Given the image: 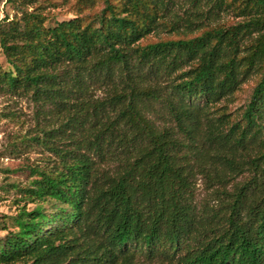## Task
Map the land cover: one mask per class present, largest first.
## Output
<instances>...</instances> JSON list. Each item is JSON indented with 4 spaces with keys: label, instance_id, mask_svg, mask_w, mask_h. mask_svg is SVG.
I'll return each mask as SVG.
<instances>
[{
    "label": "trees",
    "instance_id": "trees-1",
    "mask_svg": "<svg viewBox=\"0 0 264 264\" xmlns=\"http://www.w3.org/2000/svg\"><path fill=\"white\" fill-rule=\"evenodd\" d=\"M188 2L102 0L48 24L18 1L0 20V89L56 121L0 264H264V0ZM160 32L183 36L143 43Z\"/></svg>",
    "mask_w": 264,
    "mask_h": 264
},
{
    "label": "rangeland",
    "instance_id": "rangeland-1",
    "mask_svg": "<svg viewBox=\"0 0 264 264\" xmlns=\"http://www.w3.org/2000/svg\"><path fill=\"white\" fill-rule=\"evenodd\" d=\"M18 1L27 10L36 9L48 15V24H52L54 19L90 16L102 7V0H0V20L4 17L11 19L19 14ZM178 1L182 3V8L176 7L180 14L185 7L190 8L188 0ZM238 20L233 13L225 12L219 22L231 24ZM182 36L181 33L160 32L158 35H149L143 43ZM0 62L6 66L1 54ZM257 78V75H252L241 84L228 104L229 111L238 113L241 110ZM49 110L47 104L37 103L29 93H12L0 89V236L6 232L3 226L11 227V217L16 212L23 207L31 209L37 204L24 196L22 190L31 179L30 169H48L54 162V155L34 139L42 127L56 123L55 115H49ZM209 192L199 178L195 191L198 206L210 199Z\"/></svg>",
    "mask_w": 264,
    "mask_h": 264
}]
</instances>
